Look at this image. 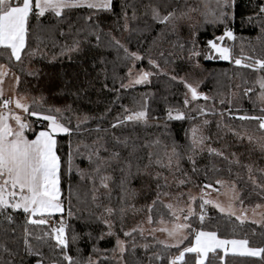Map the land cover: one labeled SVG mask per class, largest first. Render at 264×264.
I'll return each mask as SVG.
<instances>
[{
    "label": "trees",
    "instance_id": "obj_1",
    "mask_svg": "<svg viewBox=\"0 0 264 264\" xmlns=\"http://www.w3.org/2000/svg\"><path fill=\"white\" fill-rule=\"evenodd\" d=\"M233 1L237 5L264 3V0ZM196 2L112 0L108 10L76 6L62 9L60 16L47 11L40 17L33 11L21 59L12 58L10 50L0 46V62L19 78L15 91L27 98L29 112L57 115L54 109L59 108L58 120L72 129L70 134L56 135V153L60 157L62 215L67 217V251L80 264L89 261L92 264H169L198 229L214 231L220 237L247 240L249 246L264 249V216L261 223L242 221L208 204H204L205 215L200 216V200L194 202L193 213L187 219L186 238L180 245H164L156 236L139 228L132 229L146 208L152 223L172 219L162 199L167 192L214 185L221 178L235 184L241 204L264 203L262 151L249 150V144L228 152L193 148L186 134L195 123L206 118L210 121V130H227L226 136L230 137L237 132L242 139L249 137L264 146V130L260 129L259 120H241L221 112L230 109L235 110L230 112L233 114L263 117L257 75L264 78V69L209 62L205 55L209 50L207 39L201 35L213 28L214 23L222 25L224 21L217 14L219 11L214 12L215 19L211 14V19L201 20L202 9ZM153 7L161 14L174 12L175 26L154 21ZM226 24L237 30L231 40L224 41L231 51L264 59V12L240 15L234 23ZM113 38L124 47L117 45ZM74 41L77 49L66 51ZM89 47L96 50L85 55ZM124 48L128 53H137L140 57L136 59L137 65L150 71L146 83L122 87L126 85L133 62L126 58ZM83 56L94 68L84 82L93 96L92 102L79 100L70 86V66ZM150 60L156 65L150 64ZM187 73L202 79V93L208 97H198L192 109L184 103L185 87L178 79ZM50 107L52 112L48 111ZM200 108L211 113L196 117ZM169 109L183 112V118H169ZM140 110L147 112L146 123L124 121L127 114ZM29 120L27 136L32 137L45 125H36L37 120L33 118ZM173 143L179 156L169 165L164 151ZM236 151L242 153L238 155ZM113 153L118 155L112 157ZM90 154L106 160L99 173L94 171L99 159L92 155L90 161ZM101 176L109 177L107 188L102 186ZM150 204H154L151 210ZM106 208L112 211L106 212ZM28 215L20 209L0 208V264H35L37 259L42 264H68L51 239L52 227L29 223ZM105 220L111 224L112 234ZM74 234L78 237L75 241ZM25 239L32 254L27 250ZM117 239L123 242L122 252L117 247ZM37 251L41 254L39 257L35 255ZM195 261L196 253H185L184 259L174 264H195ZM204 264H264V253L253 257L216 249L206 255Z\"/></svg>",
    "mask_w": 264,
    "mask_h": 264
},
{
    "label": "snow or ice",
    "instance_id": "obj_2",
    "mask_svg": "<svg viewBox=\"0 0 264 264\" xmlns=\"http://www.w3.org/2000/svg\"><path fill=\"white\" fill-rule=\"evenodd\" d=\"M227 3V0H225ZM92 9H104L108 10L112 7V0H0V46L11 50V57L16 60L21 59V49L25 47V38L28 31L27 24L29 21L30 14L35 11L36 16H43L47 11L53 12L56 16L61 15V10L84 6ZM207 7V4L205 5ZM261 11H264V5L261 6ZM224 13H221L223 16ZM214 19L216 18L214 16ZM135 18V17H133ZM152 19L159 22L160 24L168 25L172 24L176 19L174 12H167L166 14H161L160 10L156 7L152 8ZM127 27V25H126ZM224 37L229 39L233 38L231 31H225L224 36L218 37L217 39L223 40ZM115 43L120 47L119 40H115ZM208 46L211 50L219 55V58L228 60L230 58L231 52L228 47L221 46L215 43L213 40L207 41ZM77 49V42H73L71 48L66 49V51H72ZM126 53V58L129 59H140L137 53H128V49L124 48ZM150 64L155 65V61L150 60ZM235 64L240 65L241 60L236 59ZM250 68H260L264 69V59H257L254 63L245 65ZM7 72L4 65H0V80H2ZM132 70L129 69V75H131ZM150 73L141 70L140 73L135 78V83L139 84L147 80ZM19 78H17L18 80ZM173 80L176 77H172ZM257 83L261 88L260 99L264 101V78H258ZM185 87L191 94L193 100L198 97H203L208 99L204 93L198 91L197 86L190 83L184 82ZM122 87H127V85H122ZM3 95V89H0V96ZM185 105L188 104V100L185 99ZM10 104H15L16 108L23 109L25 113H28L35 117H42L43 120L47 121V128L36 132L34 139H28L25 135V131L28 130L29 125L24 121L21 116L17 115L10 108ZM49 112L53 109L50 107ZM57 115L61 114V109H54ZM199 111H203L200 108ZM57 115H45L40 111L29 112V105L27 103H22L21 100L16 99H5L0 103V208H12V209H22L27 216V220L32 224L44 225L47 223L46 219L34 220V215H51L54 213L62 212V202L60 196V179H59V169H60V157L57 156L56 148V134L57 133H71L72 129L65 126L60 120H58ZM184 114L177 112V115L173 117L172 110L169 109L168 117L181 119ZM87 119V117H85ZM241 120L257 119L259 120L260 129L264 130V117H248L241 116ZM10 121L15 122L13 126ZM124 121L132 122H147V112L144 110L131 112L129 115L124 117ZM120 121H117L119 124ZM207 124V121H203ZM116 125H113L115 127ZM191 141L193 148L198 147L204 137L200 135L199 128L193 125L191 129L186 133ZM154 143H159L155 141ZM87 147V146H86ZM209 151H214L209 149ZM92 155H97L99 163L94 169L95 172L99 173L102 167L105 166L106 160L100 158L98 154H90L89 160L91 161ZM118 153H113L112 157H116ZM152 153L149 152V157ZM164 155L168 158V164L171 165L173 158L178 159V152L175 143H173L170 149H165ZM191 158V157H189ZM72 154L70 152L68 165L69 170H71ZM161 160L158 158L157 163ZM109 177L101 176V184L103 187L107 188L108 185L106 180ZM218 184H223V181H216ZM206 187H211V185H206ZM235 186L233 185V188ZM11 189V190H9ZM93 200L95 201V195L93 194ZM212 203V201H204V204ZM154 204L148 205L151 210ZM220 208V211H224L222 207L216 205ZM166 208H171V205H165ZM106 212H111V209L106 208ZM123 211V210H121ZM189 212L191 209L189 208ZM72 212L69 211V216ZM11 219V217H8ZM185 220L188 219L187 216L184 217ZM203 219V217H201ZM239 219V217H238ZM108 224L109 234L111 233V224L107 220L104 221ZM149 222H151V216H149ZM188 225L186 224H176L171 230L161 229V231L168 232L169 236H173L177 239V243H181L183 240V230L186 229ZM25 234L27 236V229H25ZM49 233H44V236H48ZM51 239L55 241V246L61 249V254L63 259L68 261V264H80V261L75 260L72 256L68 255V239L66 234V224L63 219H61L59 227H53L51 230ZM128 235V233H125ZM78 237L74 234L72 240L75 241ZM37 239H42V237H37ZM160 243H164L161 241ZM117 247L122 252L123 242L119 239L116 241ZM247 240H227L220 239L216 232H205L198 231L195 233V237L191 246L183 248L178 256L175 257V261H180L184 259L185 253H196L195 264H204L205 256L211 252L215 251L217 248L222 249L225 253L233 252L240 253L241 255L250 256H260L264 253V249L260 248H250L247 247ZM25 245L29 254H32V248L29 245L27 239H25ZM37 257L41 254L37 251L35 253ZM223 260V257H220ZM35 264H42L41 259H37ZM55 264V262H53ZM87 264H92L91 261ZM169 264H174L173 260L169 261Z\"/></svg>",
    "mask_w": 264,
    "mask_h": 264
},
{
    "label": "rangeland",
    "instance_id": "obj_3",
    "mask_svg": "<svg viewBox=\"0 0 264 264\" xmlns=\"http://www.w3.org/2000/svg\"><path fill=\"white\" fill-rule=\"evenodd\" d=\"M196 3H197V6L198 7L200 6V8L202 9L201 10L202 11L201 20L204 18L211 19V14H213L216 11H219L217 12V14L220 16H221V13H224V15L221 16L224 21L222 23L224 24L220 25L221 23H214L215 25L213 28L208 29L206 33L204 34L202 33L201 35V36H204L207 39V41L213 40L215 43L220 44L221 46H224V47H228L226 43H224V41L226 42L231 39H229L228 37H224L223 40H220L217 38L224 36L225 31H231L234 37L237 31L235 27L227 25L226 24L227 22L234 23L236 18L240 15L251 16L259 12H264V11H261V6L264 5V3L263 4L254 3L252 5H237L234 3L233 0H227V3H225V0H197ZM206 4H207V7H205ZM179 17H181V15ZM208 48L209 50L206 51L205 55H207L209 62L219 61V62L237 65L235 64V60L240 59L241 64L238 66H245V65L254 63L255 60L257 59H260V58H256V57H252L250 55L244 54L240 51L230 50L231 52L230 58L228 60H224V59L219 58V55L215 53L214 50H211L209 46ZM91 50H96V49L89 47L85 55H87ZM136 62L137 60H133L129 68L132 70L131 75H129V69H128V79L126 81V85L128 86L141 85V84L146 83L149 80V77H148L147 80L142 83L137 84L134 82L136 76L140 73L141 70L150 73V71L139 67ZM256 69L260 70V68H256ZM93 72H94V68L92 65L88 63L85 56L81 58H77L70 66V86L76 92L78 99L81 101H84V102L93 101L92 94L88 92L84 86V82L86 78L92 75ZM257 76H258L257 80L258 78H263L262 75H257ZM178 79H180L183 84L186 81L187 83L197 86L198 91L200 92L203 91L201 89L202 79L200 77L187 73V74H182L181 76L178 77ZM184 87H185V84H184ZM260 89L261 88H259V90ZM260 94H261V91L259 92V97H260ZM185 99L188 100L189 109H192L194 106L192 104L194 103L195 100L192 99L191 94L188 92L186 87H185V93H184V100ZM261 105L264 107V101L262 100H261ZM133 112H136V111H133ZM177 112L179 111H172L173 117L177 115ZM221 112L225 114L234 115L238 118H240L241 116H244L241 113H235V114L230 113V112H235V110H230V109H224V110H221ZM180 113H183V112H180ZM202 113L210 114L211 111L207 112V110H203L202 112L196 114L195 116L197 117L201 115ZM203 121H207V124H204ZM209 123L210 121L206 118H203L201 121H198L197 123H195V125L199 128L200 135L204 137L202 143L198 146L199 148L207 149V150L209 149L219 150V151L222 150L224 152H228L229 150L233 151V149H235L236 147L238 148L239 146H242L244 144H249L248 145L249 150L254 148L264 153V146L262 145V142L259 141V143H257L255 140L249 137H245V139H242L243 138L242 135L237 132H234V135H232L231 137L226 136V134L229 133L227 130H224V131L221 129L210 130ZM241 153H242L241 151H236V154L238 155H240ZM238 155L235 158H238ZM251 162L254 165H256L255 160H252ZM218 180L223 181L224 183L218 184L215 182L214 185H211V187H206V185H204V187H199V188H186L184 190L175 189L172 192H167L165 195H163L162 199L165 205H171V208L169 210L173 216L172 219L167 220V221L159 220L156 223L149 222L150 214L148 213V210L146 208V210L144 209L143 212L140 214L141 216L140 219H137L138 224L136 226L134 225L132 229L139 228L144 233L154 235L157 237V239L160 242L163 241L164 245H168V246L180 245L183 242V240L186 238V229L183 230V240L181 241V243H177L176 238H174L173 236H169L168 232L161 231V229L166 228L168 230H171L176 224H186L187 225V220H185L184 217L185 216L189 217L190 215H192L193 210H194V202L196 200H200L202 202L200 206L206 200L212 201V203H208V205H211L220 211V208L216 206V205H219L220 207L224 209L223 213L236 216L237 218L239 217V220H242V221L247 220V221H252L255 223H261L263 221L264 203H255L252 205L241 204L238 199L239 192L235 184L226 180L225 178H221ZM233 185L235 186L234 188H233ZM189 208L191 209V212H189ZM205 213H206V210H205V205H204L203 208L201 207L198 210V214L200 216H203L205 215ZM60 217L65 221V224H66L67 217L63 215ZM198 231L214 232V231L207 230V229L195 230L192 235L191 240L183 248L191 246L193 239L195 237V233ZM218 238L227 239V240H243L239 238H225V237H220V236H218ZM247 247L259 248V247L249 246L248 244H247ZM183 248L180 249V251L175 256H173L171 260L176 262L175 257L180 254ZM217 249H220V248H217ZM220 250L224 252L222 249Z\"/></svg>",
    "mask_w": 264,
    "mask_h": 264
},
{
    "label": "crops",
    "instance_id": "obj_4",
    "mask_svg": "<svg viewBox=\"0 0 264 264\" xmlns=\"http://www.w3.org/2000/svg\"><path fill=\"white\" fill-rule=\"evenodd\" d=\"M21 2H22V0H21ZM33 3H34V0H33ZM10 52H11V50H10ZM0 65H4V64L0 62ZM4 66L7 69V72H6L5 76H4V78L2 80H0V89H3V95L0 96V103H2V97L3 96H8L10 99L21 100L22 103H27V98L23 94H18L15 91V86H16V82H17V77H16L15 73L12 70H10L6 65H4ZM9 108L13 112H15L17 115L21 116V118L28 123L29 127L31 126V121L29 120V118L30 119L33 118V119L37 120L36 125H38L40 123H43L45 125L43 128H39L36 132L47 128V123L48 122L43 120L42 117H35V116H32V115H30L28 113H25L23 111V109L16 108L15 104H10ZM10 123H12L13 126H15V122L14 121H10ZM59 134H65V133H57L56 135H59ZM25 135L27 136V130L25 131ZM27 138L28 139H34L35 135H33L32 137H28L27 136ZM55 151H56V148H55ZM9 190H11V189H9ZM20 210H22V209H20ZM63 211H64V208H63ZM63 211L62 212H58V213H54V214H51V215H43V216L37 214V215H34L33 218H35L36 220H39V219L48 220L47 218H49L51 216H53V217L62 216ZM227 253H233V252H227ZM237 254H240V253H237Z\"/></svg>",
    "mask_w": 264,
    "mask_h": 264
},
{
    "label": "built area",
    "instance_id": "obj_5",
    "mask_svg": "<svg viewBox=\"0 0 264 264\" xmlns=\"http://www.w3.org/2000/svg\"><path fill=\"white\" fill-rule=\"evenodd\" d=\"M5 99H10L8 96H3L2 97V102H3V100H5ZM61 217H53V216H51V217H49L48 218V221H47V223L53 228V227H59V224H60V221H61Z\"/></svg>",
    "mask_w": 264,
    "mask_h": 264
}]
</instances>
